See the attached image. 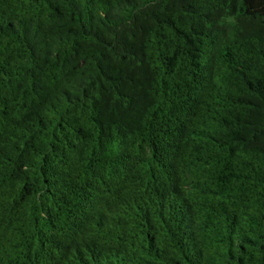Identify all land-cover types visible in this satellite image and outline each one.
Wrapping results in <instances>:
<instances>
[{
	"label": "trees",
	"instance_id": "16d2710c",
	"mask_svg": "<svg viewBox=\"0 0 264 264\" xmlns=\"http://www.w3.org/2000/svg\"><path fill=\"white\" fill-rule=\"evenodd\" d=\"M0 264H264V0H0Z\"/></svg>",
	"mask_w": 264,
	"mask_h": 264
}]
</instances>
